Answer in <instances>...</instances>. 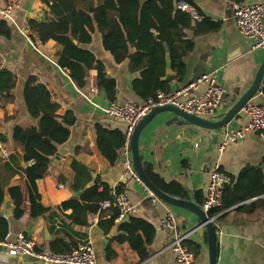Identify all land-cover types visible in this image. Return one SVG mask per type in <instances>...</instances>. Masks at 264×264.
Masks as SVG:
<instances>
[{
	"label": "crops",
	"instance_id": "obj_1",
	"mask_svg": "<svg viewBox=\"0 0 264 264\" xmlns=\"http://www.w3.org/2000/svg\"><path fill=\"white\" fill-rule=\"evenodd\" d=\"M185 1L193 2L203 15L218 25V29L204 34L186 30V38L192 40L194 46L185 58V75L182 80H177L173 74L174 79L170 83L163 78L162 80L168 83L171 93L195 81L202 74L216 72L217 81L224 93L223 102L215 115L218 116L248 89L264 60V49L252 51L251 41L238 33L232 18V6L234 3L264 4V0ZM0 7L12 8L10 19L0 20L4 21L10 31L8 38L0 36V70L10 72L14 78L13 100L8 103H2L0 100V135L5 136V150L13 153L22 152L12 141L11 135L15 126L22 128L37 126V120L30 117L24 103V90L29 78H35L46 88L51 100L59 105L58 115L71 112L75 118L74 125L69 128L68 140L56 146L55 155L60 161L55 166H49L48 174L36 181L40 203L44 207L55 208L73 196L67 184L73 176L70 164L75 161L89 170L91 180L94 176L97 177L98 185L95 187L107 185L114 189L119 184H124L123 194L135 207L132 215L147 221L155 229L154 239L147 249L149 258L143 262L139 261L136 253L126 243H111L110 248L115 256L109 261L106 260L108 239L117 235L121 220H116L109 234L104 235L97 224L100 219L106 217L100 218L102 214L98 212L88 216L87 225L84 227H69L59 219L57 229H60V232L51 233L47 221L43 218L30 219L26 212L22 218L15 221L12 209L0 211V215L9 218L10 228L6 240L13 241L17 234L23 233L40 249L49 251L48 242L57 236L66 241L70 239L78 241V246L91 243L95 252L94 264H172V255L165 250L170 233L160 225L164 214L170 211L176 218L179 231L187 234L186 241L200 246V253L194 259V264H208L204 228L195 229L199 224L198 219L188 211L170 207L160 201L152 204L146 197L143 187L126 175L125 155L122 149L113 165L99 154L96 148L95 128L101 126L123 133L125 125L105 114L104 110L109 101L104 93L96 88L95 70H89L86 73L85 86L77 88L70 80L68 72L56 63L61 46L52 40L45 44L38 41L32 43L28 38L27 22L30 19L47 20V6L41 0H0ZM84 48L104 65L107 76L115 80L114 103L143 104L130 87L137 73H129L127 60L121 64L113 61L111 55L102 47L99 32L92 34L91 43ZM204 92L205 86L200 85L195 90H190L189 95L200 97ZM251 102L264 103L262 92L257 93ZM170 118L169 114H161L152 119L139 136L138 153L142 165H150L153 172L165 182L174 181L180 184L188 195L187 201L195 203L193 195L196 191L201 192L204 199L213 164L219 165L230 184L229 176L235 179L245 168L252 166L259 168L264 162V132L262 135L247 134L242 140L221 148L220 133L223 128L214 131L189 125L167 126ZM247 121V116L240 113L227 127L241 128ZM17 162L20 169L25 168L20 166L18 159ZM24 184L25 178L19 172L5 187L8 189L17 186L25 190ZM59 186L63 187L60 189ZM23 192L26 197L25 205H28L27 195L25 191ZM255 200L256 198L248 200L244 204L248 205ZM66 214H69V211ZM213 223L217 236L216 264H264V204L252 211L240 210L239 205L235 206L221 213ZM4 264L43 263L29 258H10Z\"/></svg>",
	"mask_w": 264,
	"mask_h": 264
},
{
	"label": "trees",
	"instance_id": "obj_2",
	"mask_svg": "<svg viewBox=\"0 0 264 264\" xmlns=\"http://www.w3.org/2000/svg\"><path fill=\"white\" fill-rule=\"evenodd\" d=\"M47 6L45 21L30 19L27 22V36L32 43L45 44L49 40L61 46L57 65L68 72V76L77 88L86 84V73L96 71V88L104 93L109 103L116 101V82L105 73L104 65L84 46L92 41V34L99 32L102 47L116 64L128 61L129 73H137L131 81V91L143 104L155 98L158 91L170 93L168 83L162 78L166 72V57H169L170 70L177 80H182L186 72L185 58L193 50V41L186 38L185 31L195 34L209 33L218 29V25L197 8L193 2L185 0H41ZM188 3L197 13L199 20L190 13L177 8V3ZM9 29L0 21V36L8 38ZM76 41V43H74ZM14 78L10 72L0 70V100L8 103L13 100ZM264 96V83L262 89ZM24 103L30 117L37 120V126L22 128L15 126L12 141L23 153L24 169L18 167L13 152L6 151V158L0 157V206L3 202L4 187L19 172L25 178V190L14 186L8 193L14 202L13 220L18 221L25 213L30 219L43 218L52 232L57 229L60 219L66 226L84 227L87 218L94 213L102 214L98 228L104 235L109 234L115 226L118 211L109 207L100 210L104 201L113 194H123L124 184L116 188L107 185L79 191L90 182L91 174L82 164L72 161L73 173L68 188L73 196L55 208L44 207L40 203L36 181L48 174L49 161L56 154V146L69 138V128L75 118L71 112L62 116L57 114L59 105L51 100L46 88L35 78H29L24 90ZM142 104V105H143ZM261 104V103H256ZM96 148L110 165H113L122 149L124 134L118 130H107L101 126L95 128ZM0 142L5 149V136L0 135ZM264 161V155H263ZM149 181L169 197L189 200L187 193L177 182H165L155 174L150 165H142ZM231 183L226 184L222 193L221 206L208 212L209 218H217L221 213L239 205L240 210L252 211L264 204V172L258 167L245 168L235 179L229 176ZM27 195L28 205H25ZM256 198L248 205L244 203ZM196 205L201 206L204 199L201 192L193 195ZM69 211V214L66 212ZM214 219V220H215ZM65 222V223H64ZM9 218L0 215V241L8 238ZM155 229L147 221L130 215L126 221L118 224L116 236L108 239L105 250L106 260L114 258L111 243L128 244L136 253L140 262L149 258L148 247L154 239ZM78 241L63 240L55 237L48 242L49 251L53 253H70L78 247ZM184 246L193 254L194 259L200 253V246L185 241Z\"/></svg>",
	"mask_w": 264,
	"mask_h": 264
},
{
	"label": "built area",
	"instance_id": "obj_3",
	"mask_svg": "<svg viewBox=\"0 0 264 264\" xmlns=\"http://www.w3.org/2000/svg\"><path fill=\"white\" fill-rule=\"evenodd\" d=\"M177 8L190 13L194 19L199 20L196 11L188 3L179 1ZM11 10V7H0V20L10 19ZM232 18L238 33L251 41L252 51L264 49V4L234 3ZM200 85L205 86L203 95L191 97L189 91L195 90ZM223 99L224 93L217 81L216 72H211L202 74L195 81L169 94L158 91L153 100L143 105L133 102L108 104L104 110L105 114L125 125L122 145L125 155V173L143 187L146 197L152 204L159 202V200L143 185L132 167L129 142L134 128L152 109L157 107L171 106L190 115L212 119ZM240 113L247 116V123L237 129L227 126L223 128L220 133L221 148L242 140L247 134L262 135L264 132V103L256 104L250 101ZM7 156L8 153L0 142V157L6 158ZM228 181V177L221 171L219 165L213 164L208 176L204 201L201 205V209L206 215L210 210L221 206L223 189ZM62 187L59 186L60 189ZM109 207L118 211L117 220H122L125 215L130 216L135 212V207L128 202L124 194H113L110 200L104 201L100 205L101 210ZM209 219L214 222L215 218ZM160 225L170 233V240L166 244L165 250L171 253L172 264H194L192 252L184 246L187 234L179 231L174 214L167 211L160 220ZM10 258H29L43 264H94L95 252L91 243H84L70 253H53L40 249L32 239L23 233H19L13 241L6 239L0 241V264L6 263Z\"/></svg>",
	"mask_w": 264,
	"mask_h": 264
},
{
	"label": "water",
	"instance_id": "obj_4",
	"mask_svg": "<svg viewBox=\"0 0 264 264\" xmlns=\"http://www.w3.org/2000/svg\"><path fill=\"white\" fill-rule=\"evenodd\" d=\"M75 43V42H74ZM166 72L163 80L170 83L173 81L174 76L170 70L169 57H166ZM264 82V60L261 65L258 67L256 74L253 78L248 89L236 99L231 106L223 113L218 116L213 117L212 119H206L202 117H197L195 115H190L184 113L174 107L166 106V107H157L152 109L142 120L137 124L134 128L132 136L129 142V151L130 157L132 160V167L139 178V180L143 183V185L148 188L157 199L170 206L175 208H180L185 211L192 213L197 219L199 224L195 227L204 228L206 241H207V252H208V264H216L217 260V236H216V227L214 223L209 219V217L202 211V209L191 201H185L180 199H175L167 196L166 194L159 191L146 177L142 169V163L140 160V156L138 153V140L141 132L144 128L155 118L157 115L161 114H169L171 118L167 121V126L176 125V126H193L196 128L204 129V130H220L228 126L231 121H233L241 112L243 107L250 102L259 92H262ZM176 90V89H175ZM174 90V91H175ZM173 91V92H174ZM19 161L21 167L24 166L23 161V153L20 151H14L13 153ZM60 161V158L56 155L52 157L49 161V166H55ZM259 168L264 172V162H262ZM98 185L97 177H93V179L84 187L83 190L79 191L78 194H81L84 190L93 188ZM14 208V202L11 199L7 187L4 188L3 193V202L0 206V211H10ZM129 218L128 215H125L122 221H126Z\"/></svg>",
	"mask_w": 264,
	"mask_h": 264
}]
</instances>
